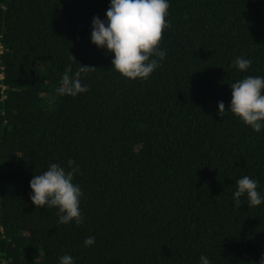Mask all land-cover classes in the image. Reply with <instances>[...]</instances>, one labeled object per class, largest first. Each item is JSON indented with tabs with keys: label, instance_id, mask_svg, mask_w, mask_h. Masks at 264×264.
<instances>
[{
	"label": "trees",
	"instance_id": "1",
	"mask_svg": "<svg viewBox=\"0 0 264 264\" xmlns=\"http://www.w3.org/2000/svg\"><path fill=\"white\" fill-rule=\"evenodd\" d=\"M168 3L166 56L147 80H132L91 41L110 0H0V264L264 257V200H233L244 176L264 198V129L228 108L230 84L264 77V0ZM236 57L252 64L242 72ZM81 64L95 67L79 76L89 90L58 95L65 69L75 77ZM69 160L84 194L80 225L30 199L34 175L50 163L70 171Z\"/></svg>",
	"mask_w": 264,
	"mask_h": 264
},
{
	"label": "clouds",
	"instance_id": "2",
	"mask_svg": "<svg viewBox=\"0 0 264 264\" xmlns=\"http://www.w3.org/2000/svg\"><path fill=\"white\" fill-rule=\"evenodd\" d=\"M168 0H110L106 11V21L99 16L92 20L91 41L98 48H106L113 53L111 65L123 77L147 80L159 66V61L166 56V50L160 48L164 30L171 27L167 21ZM74 58V57H73ZM75 59V58H74ZM252 64L250 59L236 57L234 65L240 71H246ZM95 67L82 65L75 77L72 69H65L60 86L55 90L58 95L76 96L87 92L88 86L79 79L81 74ZM232 99L231 112L254 131L264 129V77L247 76L230 84ZM225 104L218 102V115L225 114ZM74 160H69L71 169L66 171L57 163H50L48 169L40 175H34L30 181L31 201L37 208H57L58 223L75 222L80 225L83 216L80 210L81 197L84 195L78 184L73 183L78 170L72 167ZM237 190L233 194L234 207H241V197L246 196L250 207L259 206L264 198L257 191L258 181L244 176L236 181ZM95 243V236L87 237L83 246ZM201 264H210L207 256H200ZM59 264H74L71 255L59 258ZM259 264H264V257Z\"/></svg>",
	"mask_w": 264,
	"mask_h": 264
}]
</instances>
